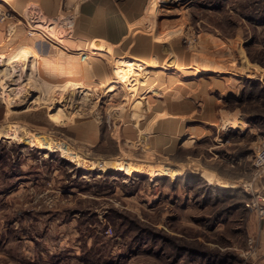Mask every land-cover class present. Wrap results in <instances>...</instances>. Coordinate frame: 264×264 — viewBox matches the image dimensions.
Returning a JSON list of instances; mask_svg holds the SVG:
<instances>
[{
    "label": "rangeland",
    "instance_id": "obj_1",
    "mask_svg": "<svg viewBox=\"0 0 264 264\" xmlns=\"http://www.w3.org/2000/svg\"><path fill=\"white\" fill-rule=\"evenodd\" d=\"M79 2L78 16L60 17L64 26L77 18L74 36L98 29L100 19V25L117 21L133 29L124 40L131 46L122 55L125 44L115 49L111 60L94 54L91 46L64 47V55H79L82 62L55 73L76 77V84L41 75L29 51L0 49V264H253L264 259V239L258 236L264 234V220L255 213L258 232L254 210L247 206L264 198V168L254 163L264 145V0ZM11 17L1 4L0 21ZM51 26L44 29L52 31ZM68 32L56 35L62 39ZM146 52L156 56L142 65L154 61L155 67L129 65L147 58ZM91 55L97 64L89 69L85 59ZM172 62L176 66L168 65ZM94 67L108 73L94 77ZM150 72L162 77L147 83ZM219 79L224 86L216 85ZM189 90L208 91L217 101L209 106L212 114L226 120L235 113L247 126L225 127L222 118L202 137L175 138L161 107L174 91ZM12 125L18 126V138L8 135ZM30 132L60 144L55 150L32 145L24 138ZM65 147L95 166L75 163L63 154ZM119 159L180 174L129 173L111 164ZM104 163L111 165L103 170ZM194 248L199 250L189 251Z\"/></svg>",
    "mask_w": 264,
    "mask_h": 264
},
{
    "label": "crops",
    "instance_id": "obj_2",
    "mask_svg": "<svg viewBox=\"0 0 264 264\" xmlns=\"http://www.w3.org/2000/svg\"><path fill=\"white\" fill-rule=\"evenodd\" d=\"M69 1L70 0H0V5H5V7L12 12V17L10 19H3L2 22L0 21V49L18 48V52L20 54L29 51V54L35 57L34 63L32 64L38 68V71H40L41 75H48L52 79H57V81L60 80V83L63 79L64 81L68 80V82L69 79H71L70 81L76 84L78 83L76 82V80H74L76 79V77L67 75L63 76L62 74L65 73H59V75L55 73L56 69L61 70L64 67H69L70 64H74V62H82L81 58H79V55L70 53L64 55L63 52H66L64 47L66 49H70L69 47L75 46L77 48L91 46L94 54H96L97 56L98 54H100L107 58L110 57L109 60H111L112 56L115 55V49H122L125 44V48L119 51L121 52L120 55H122L126 52V49L131 46H129L128 42H124V40L127 37L130 38L133 29L129 27L127 23L126 26H124V23H120L117 21H110V23L100 25V19L96 23L98 29L96 27H89V33L86 32L87 34H85L84 36L80 37L78 34L74 36V33L78 31V29L74 26L75 20L77 18L75 20H72L74 24L70 26H64L62 22L63 19L60 18L68 15H79V0H71V7H69ZM88 13L90 14L91 11H89ZM110 15L115 16L118 15V13L110 12ZM50 24L52 25L51 27L54 33L51 30L50 31L52 33H50L49 30L46 31L44 29L45 25L50 26ZM69 29L70 31L72 30V33L69 34L68 32L62 39H60L56 35L58 32L63 33V31H68ZM102 29L104 30L103 34H97L100 33ZM96 37H98V40H96ZM85 38L88 41L81 44V39ZM97 44H102L106 49L102 51L98 50V48L96 47ZM55 47L60 48L59 50H57L55 49ZM146 54L148 55L147 58L149 59H153L156 56L154 52H146ZM94 56L95 55H91V57H86L87 59L84 58L85 60H87L86 62L89 69L94 66V64H97L95 58L96 56ZM150 56L153 58H150ZM140 57L142 58V56ZM98 59L102 62L105 60L100 58ZM150 64L152 65L142 66L146 67L147 69H152L151 67H155L154 61ZM172 64L173 65L168 63V65L170 66L176 65L173 62ZM215 66H220V64H217ZM108 67L109 65H107V68ZM107 68L101 71L100 68L94 67V77L95 74L108 73ZM195 68L197 69L198 67L195 66ZM78 69L79 66L75 68V71H78ZM202 69H207L206 71L216 70L215 68L210 67H203ZM202 69L201 71H203ZM160 70L162 69H159L156 72H161ZM150 73L151 74L145 76L147 77L145 80L147 83H154L162 77L161 74L158 75L153 74L152 72ZM113 77L116 78L115 72ZM100 78V81H105L101 76ZM216 81L217 86L223 85V83L221 82L222 79ZM165 87L168 88L167 85H165ZM151 90L152 89H147L146 91ZM235 93L236 91H225L224 94L227 96H232ZM208 96H210V94L205 90H189L180 95L179 93H177V91H174L173 95L170 97V99H168V103L162 104L163 107H161V111L167 110L168 118L172 122V127L175 129V138L176 136H179V134H184L183 136L196 135L197 137H202L203 135L207 134L208 131H210L211 126H217L219 120H222V118H224L222 116L220 119L218 113H211V110H209V106L213 103L216 104L217 101H212V99H209ZM195 121H197V123ZM255 216V212H252L251 220L253 219V222L256 225ZM256 227L257 231L259 232L260 224L256 225ZM258 236H260L261 240L264 239V234H258ZM253 264H264V259L255 261Z\"/></svg>",
    "mask_w": 264,
    "mask_h": 264
},
{
    "label": "bare ground",
    "instance_id": "obj_3",
    "mask_svg": "<svg viewBox=\"0 0 264 264\" xmlns=\"http://www.w3.org/2000/svg\"><path fill=\"white\" fill-rule=\"evenodd\" d=\"M131 61H133L134 63L133 64L130 63L129 64L130 66H133V68H139L140 67L139 65H142L143 61H151V59H149V58L143 59V58L137 57L135 60H131ZM226 114L227 113H225V115ZM224 119L225 118H223V120ZM223 125L225 127H231V128H239V127L244 128L247 126V122L243 118L238 117L237 114L229 113L227 115L226 120L223 121ZM10 127H11L10 129L12 131H9L8 135L10 137H13V138H18L20 136V134L18 133L19 132L18 126L12 125ZM24 138L26 139V141L32 143V145H35V146H38L41 148L51 149V150H55L57 148V146H59V144H60L59 141H54L49 136L43 135V134H37L36 135L33 133L31 134V132H30V134L25 133ZM144 138H146V136H144ZM143 140H145V139H143ZM63 154L66 155L67 157H69L75 163H79V164L83 165L85 168H91V167L95 166V164L92 162L93 160L82 157L79 153L72 151V149L69 147H65V149L63 150ZM113 162L114 163H111V161H110V163L113 164L115 167H117V169L126 168L129 173H132V172L151 173V172H158L159 171V173L172 174V176H174V177L180 174V170L174 169V168H173V170H169V168H152L150 166L149 167L146 166L143 163L128 162V161H124L123 159L113 160ZM111 164L104 163L100 167L103 170H105L108 168V165H111Z\"/></svg>",
    "mask_w": 264,
    "mask_h": 264
},
{
    "label": "built area",
    "instance_id": "obj_4",
    "mask_svg": "<svg viewBox=\"0 0 264 264\" xmlns=\"http://www.w3.org/2000/svg\"><path fill=\"white\" fill-rule=\"evenodd\" d=\"M254 163L259 169L264 168V145L255 155ZM247 206L254 210L261 220L264 219V198H253L247 202Z\"/></svg>",
    "mask_w": 264,
    "mask_h": 264
},
{
    "label": "trees",
    "instance_id": "obj_5",
    "mask_svg": "<svg viewBox=\"0 0 264 264\" xmlns=\"http://www.w3.org/2000/svg\"><path fill=\"white\" fill-rule=\"evenodd\" d=\"M264 20V19H263ZM213 188V187H212ZM214 189V188H213ZM214 190H216L217 192H219V193H222V192H225L226 191V189H214ZM243 207H245V202L243 203ZM248 208V207H247ZM167 240H169V242H172V239H171V237H167ZM188 248H190V247H188ZM196 249L197 248H194V249H190L189 251H192L193 252V250H195L196 251ZM197 250H199V249H197ZM184 251H188V249H185ZM196 256V255H195ZM199 256V254H197V256L196 257H198Z\"/></svg>",
    "mask_w": 264,
    "mask_h": 264
}]
</instances>
